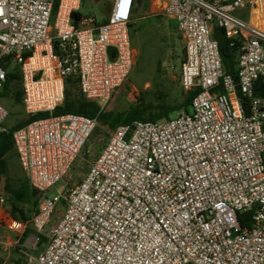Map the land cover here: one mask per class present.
<instances>
[{
    "label": "built area",
    "instance_id": "obj_1",
    "mask_svg": "<svg viewBox=\"0 0 264 264\" xmlns=\"http://www.w3.org/2000/svg\"><path fill=\"white\" fill-rule=\"evenodd\" d=\"M81 3L0 0V91L17 67L27 117L49 113L13 133L38 212L14 219L0 183V230L21 238L28 225L39 234L48 227L47 245L24 253L23 264H264V99L254 95L264 78V0H166L152 9L183 41L181 88L200 92L174 119L115 129L52 115L67 79L105 108L135 66L138 0H113L106 22L78 15ZM214 28L239 46L237 80L225 72ZM8 117L0 103V132ZM99 129L109 138L85 178L46 197ZM249 211L243 228L239 216Z\"/></svg>",
    "mask_w": 264,
    "mask_h": 264
},
{
    "label": "trees",
    "instance_id": "obj_2",
    "mask_svg": "<svg viewBox=\"0 0 264 264\" xmlns=\"http://www.w3.org/2000/svg\"><path fill=\"white\" fill-rule=\"evenodd\" d=\"M143 2L145 0H138V6H144ZM78 15H81V13L79 12ZM106 21L105 19L101 22ZM130 27L132 26L130 25ZM171 27L176 26L171 24ZM212 38L219 44L226 74L237 80L239 46H232L231 41L221 28L213 29ZM155 70L156 75L152 82V89L142 93L138 97V101L129 104L127 108L116 111L110 110L107 107L108 105L105 108H101L99 103L88 100L82 94L78 80L67 79L64 103L54 110L52 115H83L93 119L96 118L102 125L115 129L122 125L132 124L135 121H163L170 119L169 115L171 112L189 111L192 101L200 92V89L186 92L181 88L180 84L176 85L167 79L161 59L156 61ZM254 95L264 99V78H260L254 84ZM5 96H11L15 104H22L21 77L17 67L9 71L4 89L0 91V97ZM243 104L247 107L248 100L246 98H243ZM48 116L49 113H40L26 117L11 126L7 125V131L0 132V177L3 179L6 194L5 206L12 217L18 221L25 222L29 220L28 214H36L38 212L39 197L38 192L32 188L29 178L20 166L17 152L14 149L13 133L35 119ZM251 214V211L240 214L239 219L243 228L250 227ZM26 233H32L38 238V252H41L48 243L47 237L33 229H26ZM15 264L21 263L17 260Z\"/></svg>",
    "mask_w": 264,
    "mask_h": 264
},
{
    "label": "rangeland",
    "instance_id": "obj_3",
    "mask_svg": "<svg viewBox=\"0 0 264 264\" xmlns=\"http://www.w3.org/2000/svg\"><path fill=\"white\" fill-rule=\"evenodd\" d=\"M164 1L166 0H161V4H159L156 0H150L144 3V6H138L137 8L131 23L132 27H130L131 41L136 49L135 66L128 81L113 95L109 102L107 107L110 110H123L129 104L138 101V97L142 93L152 89V82L156 75L155 63L158 59L162 60L166 78L176 85L179 84L184 44L177 29L171 27V24L175 26L176 24L160 16H150L152 9L162 5ZM112 3L113 0H82L80 13L82 15L94 14L98 20H107ZM0 103L9 111L6 126H11L27 117L23 105L15 104L11 96L0 97ZM189 111H191V108H189ZM178 114V112H171L169 117L174 119ZM108 138L109 132L103 129L97 130L81 151L79 160L67 177L63 182L49 189L45 196L53 198L59 195L62 189L81 182L89 170L91 161L99 155ZM63 212L64 204L61 203L53 214L51 225L58 221ZM27 229L33 228L28 225ZM47 231L48 227L42 235L45 236ZM5 236L4 231L0 230V240H3ZM7 237H9L8 234ZM9 242L10 245L6 246L7 251L0 247V264H15L17 260L23 264L25 260L24 253L34 256L39 253V241L32 233H24L21 238L10 236Z\"/></svg>",
    "mask_w": 264,
    "mask_h": 264
},
{
    "label": "crops",
    "instance_id": "obj_4",
    "mask_svg": "<svg viewBox=\"0 0 264 264\" xmlns=\"http://www.w3.org/2000/svg\"><path fill=\"white\" fill-rule=\"evenodd\" d=\"M148 1H150V0H147V1H145V2H143V4L144 3H147ZM138 8V7H137ZM173 23V22H172ZM172 28H174V29H176V27H172ZM183 56H184V54H183ZM3 182V179H2V177H0V183H2ZM5 235L7 236V234L5 233ZM6 236H5V238L3 239V240H0V247H2V249L4 250V251H7V247H6V245H7V242L9 241V237H7L6 238ZM5 240V241H4Z\"/></svg>",
    "mask_w": 264,
    "mask_h": 264
},
{
    "label": "water",
    "instance_id": "obj_5",
    "mask_svg": "<svg viewBox=\"0 0 264 264\" xmlns=\"http://www.w3.org/2000/svg\"><path fill=\"white\" fill-rule=\"evenodd\" d=\"M112 55H114V52H112Z\"/></svg>",
    "mask_w": 264,
    "mask_h": 264
}]
</instances>
